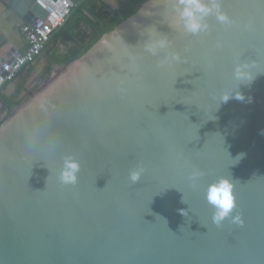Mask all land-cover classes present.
<instances>
[{"label":"water","instance_id":"water-1","mask_svg":"<svg viewBox=\"0 0 264 264\" xmlns=\"http://www.w3.org/2000/svg\"><path fill=\"white\" fill-rule=\"evenodd\" d=\"M153 1L64 67L108 41L116 62L98 75L103 64L94 59L59 86L51 102L62 118L37 117L19 135L10 127L27 108H17L1 132L0 264H264V0H222L231 25L210 16L198 36L170 22L157 27L181 57L164 68L163 52L143 48L147 33L124 34ZM0 7V50L10 44L8 55H25L19 25H37L48 10L39 0ZM239 60L252 64L250 84L232 78ZM237 86L243 101L219 102ZM69 154L81 165L75 185L58 179ZM138 166L133 184L128 174ZM194 169L203 173L195 184ZM223 176L233 180L242 225L212 222L205 194Z\"/></svg>","mask_w":264,"mask_h":264},{"label":"clouds","instance_id":"clouds-1","mask_svg":"<svg viewBox=\"0 0 264 264\" xmlns=\"http://www.w3.org/2000/svg\"><path fill=\"white\" fill-rule=\"evenodd\" d=\"M171 2V25L192 36H198L209 30L208 17L214 16L216 21L222 25H231L232 18L223 9L222 0H170ZM170 41L164 35H159L152 28L147 29V39L143 43L144 50L153 55L159 56L161 52L163 57L159 59L158 66L166 67L172 62H178L181 57L177 52L168 51ZM257 75L252 73V64L248 61L239 60L234 63L232 68V78L240 84H250ZM238 86L231 91H222L219 102H227L234 96L235 99L243 101V93L237 90ZM244 156L243 153L235 157V163H238ZM234 163V164H235ZM80 162L74 155H66L63 158L62 167L59 172V182L63 185H75L78 181L80 171ZM144 169L135 167L129 171L128 179L133 183L139 182ZM203 173L194 169L189 174V181L195 184ZM207 202L214 209L212 213V222L217 227L230 219L233 224L242 225L243 217L236 211L237 202L234 194L233 180L223 176L209 183L205 194ZM184 215V209L180 210Z\"/></svg>","mask_w":264,"mask_h":264},{"label":"crops","instance_id":"crops-1","mask_svg":"<svg viewBox=\"0 0 264 264\" xmlns=\"http://www.w3.org/2000/svg\"><path fill=\"white\" fill-rule=\"evenodd\" d=\"M123 1L124 0H79L78 5L82 6V8L80 9L81 13L77 10L80 7L79 6L78 8H76L73 11L69 20L64 25L65 27L63 26L62 28L57 30L51 39V41L52 40L55 41L56 46H57L56 50L58 51V53H61V51L64 52V49H66V51H68V50H70V51H74V50L83 51V49L87 48L86 45L89 43V39L92 40L93 36H95L97 33L98 23L99 22L105 23L107 21V19L100 21V18L98 16V11L101 8H104V10L107 11L108 13H110V15H112L113 12H116V11L121 12L123 9L122 4H124ZM0 8H2V7H0ZM5 18H6V16H5ZM70 24L75 25V26H77V24H78V26H77L78 28L75 29L74 35L71 36L70 38H65L63 36H59L60 31L67 29ZM81 32H85L87 34L86 35V37H87L86 41H84L83 39L81 40L82 42L78 41L77 37H78V34H80ZM104 33H106V32H104ZM71 40L74 42L73 43L74 46L72 44L71 46L66 48L63 45V43L66 42L68 44ZM13 50L15 51V48L12 47V45H10V44L5 45L3 47V49L1 50L0 60L3 58L7 59L8 57H11V55H8V54L10 51H13ZM16 52H14V54ZM80 56H81V54L76 56L75 58L71 59L70 61L65 62V63L68 64ZM3 61H0V62H3ZM56 63H57V65L59 64L58 66L65 65V63H58V62H56ZM33 65H35V63L25 67L18 74L17 78L13 82H8L5 85L4 89L0 93V99H1L0 107L4 108V106H6L5 112L8 111V114L11 113L12 105L17 103V98H18L17 92L23 91V89L20 90V84L25 83V85H26V84L33 82V79L36 78L38 76V74L42 71V69H41L39 71V73H36V74H33L34 70L33 71L31 70V72L28 71V69H30L31 66H33ZM23 87H25V86H23ZM19 97L20 98L24 97L22 92H21V94H19ZM5 112H4V114H5Z\"/></svg>","mask_w":264,"mask_h":264},{"label":"bare ground","instance_id":"bare-ground-1","mask_svg":"<svg viewBox=\"0 0 264 264\" xmlns=\"http://www.w3.org/2000/svg\"><path fill=\"white\" fill-rule=\"evenodd\" d=\"M167 8L171 9L170 0H154L152 4L149 6V9L147 10L146 15L142 19L138 20L132 25L133 27L132 30L127 31V28H126V32L124 34H127L137 28L139 29L141 28L145 33H147L148 28H152L156 30V28L159 27V31H160L161 29H165L167 27L168 22H170L169 23V26H170L171 15L167 12L166 10ZM159 31L157 32L159 33ZM108 42L105 43L104 47L100 48L99 51L95 55L88 58L86 62H84L82 65L77 64V65H74L73 67H70L68 70H63V71L60 70V72H58L57 74L58 77L55 78L57 80L56 83L52 85V87L50 86L51 95L47 96L45 102L41 103L40 106L35 107L37 110L34 108L31 115L28 114V116L26 118L24 117L23 120L19 119L20 124L22 123V127L20 126L14 132H16L19 135L24 134V130L28 127L30 131V125H37V117L40 118V117H44L45 115L48 116V114L52 113V115H50L49 117L62 118L63 116L60 115L62 112L59 111L57 109L58 107H56V105L51 102L57 96L56 91H58V88L60 85H63V84L69 85L72 82L71 77H74L76 74H80L84 70V67L87 64H91V62L94 59L97 60V58H99L100 60L99 62L103 64V65H100V69H98L99 67L95 69L98 75L102 74L103 73L102 71L114 69L116 67V62L115 60H112L114 53L110 54ZM0 55H1V50H0ZM107 55H110V56H107ZM53 109H57L58 111L55 112ZM35 134L36 133H32L29 137L35 138ZM4 138L7 140L8 137L5 136Z\"/></svg>","mask_w":264,"mask_h":264},{"label":"built area","instance_id":"built-area-1","mask_svg":"<svg viewBox=\"0 0 264 264\" xmlns=\"http://www.w3.org/2000/svg\"><path fill=\"white\" fill-rule=\"evenodd\" d=\"M78 1L39 0L49 13L35 26L26 22L19 25L20 30L26 34L30 47L25 55L17 54L1 62L0 93L8 82H13L25 67L35 63L43 54L55 32L69 20Z\"/></svg>","mask_w":264,"mask_h":264},{"label":"rangeland","instance_id":"rangeland-1","mask_svg":"<svg viewBox=\"0 0 264 264\" xmlns=\"http://www.w3.org/2000/svg\"><path fill=\"white\" fill-rule=\"evenodd\" d=\"M77 26H78V24H77ZM77 26L75 27V29L78 28ZM86 35L87 34L85 32H81L80 34H78V37H77L78 41L82 42L81 41L82 39L84 41H86V38H87ZM101 36H100V38H101ZM94 37L95 36H93L92 40L89 39V43L86 45L87 48L83 49V51L80 52L81 55L84 54L88 49H90L100 39V38H98L94 41ZM72 40L68 44L66 42H64L63 45L66 48H68L69 46H71L74 43ZM73 46H74V44H73ZM56 47L57 46H56L55 41L54 40L50 41L49 45L44 50L43 54L35 62V65L31 66V68L28 69V71H30V72H31V70L32 71L34 70L33 74L39 73V71L41 69H42V71L38 74V76L36 78L33 79V82L26 84V85H25V83L20 84V90L23 89V91L19 90L20 92H17V95H18L17 103L12 105L11 113L8 114V111L5 112L6 106H4V108L0 107V134L3 131L4 127L17 114V112H20V111H16L17 108H18V110H22V108H24V109L27 108L26 112L23 113V115H22L23 117L20 118L21 120H23L24 117L26 118L28 116V114H30V115L32 114L35 107L40 106L41 103L45 102L46 97L51 95V89L50 88L52 87V85H54L56 83L57 80L55 78L58 77V75H57L58 72H60V70L61 71L68 70L70 68V67H68V68L64 69V67L67 66L66 63H65V65L58 66L59 64L57 65V63L54 62L51 54H52V51L54 49L56 50ZM68 53H71V51L70 50L66 51V49H64V52L61 51V53H58V51H57V54H59V55L60 54H68ZM23 86H25V87H23ZM21 92L24 95L23 98L19 97V94H21ZM0 101H1V99H0ZM4 112H5V114H4ZM15 117H17V116H15ZM20 126L22 127V123L20 124L19 119H17L16 122L13 123L12 126L10 127V130L16 131ZM5 136H7V135H5ZM0 137L3 138L4 136L2 137L0 135Z\"/></svg>","mask_w":264,"mask_h":264},{"label":"trees","instance_id":"trees-1","mask_svg":"<svg viewBox=\"0 0 264 264\" xmlns=\"http://www.w3.org/2000/svg\"><path fill=\"white\" fill-rule=\"evenodd\" d=\"M146 0H130L129 4H122L123 9L121 12H113L112 15H110V13H108L107 11L104 10V8H101L98 11V16L101 20L107 19V21L105 23H98V27H97V33L94 37V41L98 38H100V36L104 33L107 32L111 29H113L117 24H119L121 21H123L124 19L128 18L129 16H131L132 14H134L141 6V4L143 2H145ZM83 2V1H82ZM80 5H78L76 8H78ZM75 8V9H76ZM82 8V6H80L77 10L81 13L80 9ZM74 9V10H75ZM77 11V12H78ZM109 18V19H108ZM75 25H69L67 29L61 30L60 31V35L59 36H63L65 38H70L71 36L74 35L75 33ZM57 49V48H56ZM81 50H74L71 51V53L69 54H57V51L54 49L52 51V58L55 62L58 63H65L67 61H70L71 59L75 58L76 56L80 55Z\"/></svg>","mask_w":264,"mask_h":264},{"label":"flooded vegetation","instance_id":"flooded-vegetation-1","mask_svg":"<svg viewBox=\"0 0 264 264\" xmlns=\"http://www.w3.org/2000/svg\"><path fill=\"white\" fill-rule=\"evenodd\" d=\"M123 2H124V4H126V5H127V4H129V3H130V0H124ZM108 19H109V18H108Z\"/></svg>","mask_w":264,"mask_h":264}]
</instances>
